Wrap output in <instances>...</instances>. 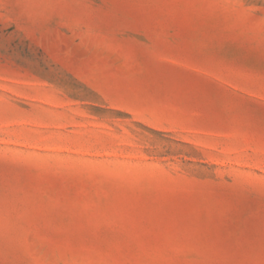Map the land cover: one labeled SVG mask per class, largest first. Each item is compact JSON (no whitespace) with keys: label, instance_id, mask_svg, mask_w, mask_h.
Segmentation results:
<instances>
[{"label":"rangeland","instance_id":"obj_1","mask_svg":"<svg viewBox=\"0 0 264 264\" xmlns=\"http://www.w3.org/2000/svg\"><path fill=\"white\" fill-rule=\"evenodd\" d=\"M0 264H264V0H0Z\"/></svg>","mask_w":264,"mask_h":264}]
</instances>
